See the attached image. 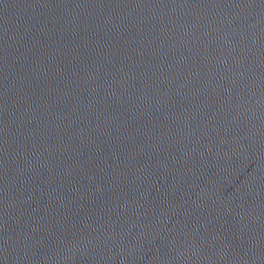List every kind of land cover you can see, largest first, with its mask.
I'll return each mask as SVG.
<instances>
[{
	"label": "water",
	"instance_id": "95a60500",
	"mask_svg": "<svg viewBox=\"0 0 264 264\" xmlns=\"http://www.w3.org/2000/svg\"><path fill=\"white\" fill-rule=\"evenodd\" d=\"M0 264H264V0H0Z\"/></svg>",
	"mask_w": 264,
	"mask_h": 264
}]
</instances>
